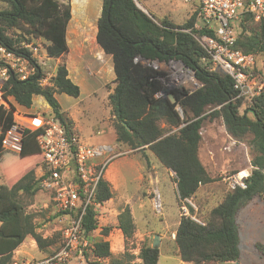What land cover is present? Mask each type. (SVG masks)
I'll use <instances>...</instances> for the list:
<instances>
[{"label": "trees", "instance_id": "obj_1", "mask_svg": "<svg viewBox=\"0 0 264 264\" xmlns=\"http://www.w3.org/2000/svg\"><path fill=\"white\" fill-rule=\"evenodd\" d=\"M70 1L0 0L4 6L0 10V45L21 50L23 42L42 39L50 59L64 57L68 52L66 33L72 17ZM102 1L97 39L114 61L116 88L109 96V105L116 142L131 151H151L164 168L175 173L179 203L191 198L197 202V216L202 224L182 217L176 230L174 243L183 263L238 262L241 257L238 215L255 198L264 199V88L255 99H237L232 79L221 70H209L207 53L185 32L193 30L198 22L200 3L184 24H177L168 17L150 16L137 6L139 0ZM239 31L237 45L244 52L257 56L258 66L253 73L258 77L260 74L263 80L259 79L264 83V74L262 76L259 68L260 57L264 55V21H256L251 13L245 12L240 17ZM197 33L214 36L207 30ZM138 57L150 62H182L196 72L204 86L193 94L167 89L160 82L161 74L152 67L136 63ZM40 69L44 76L45 70ZM46 71L52 72L49 85H42L38 75L26 81L13 76L5 86V96L27 109L32 107L35 96H41L51 108L48 116L60 123L66 136H78L74 121L62 110L56 96L66 94L77 98L80 88L68 77L65 64L57 65L54 71L51 68ZM14 124L15 110H0V127L7 130ZM213 124L224 126L232 140L249 147L251 170L246 188L224 191L221 201L209 207L215 197L209 189L215 187L220 191L223 179L222 175L210 172L200 158L203 130ZM39 133L40 130L28 129L23 132L21 153L6 150L0 134V164L5 166L6 155L23 162L19 172H11L6 183L0 185V264H13L14 252L29 237L41 250L62 245V240L57 239L61 234L44 238L33 216L26 211L25 200L35 197L40 190V178L33 166L39 162L37 169L44 167L37 142ZM36 156L40 159L28 161ZM112 197L111 184L102 176L94 205L87 208L83 217V229L89 238L99 229L96 205H103ZM191 211L194 214V210ZM118 228L126 242L133 238L136 224L129 207L119 215ZM102 231L103 238L96 240L89 252L93 258L91 264L107 260L109 264H158L160 249L150 245L141 248L140 263H136L135 256L129 252L115 258L110 241L104 238L110 235L111 228L105 227ZM255 248L264 258V243L257 242Z\"/></svg>", "mask_w": 264, "mask_h": 264}, {"label": "built area", "instance_id": "obj_2", "mask_svg": "<svg viewBox=\"0 0 264 264\" xmlns=\"http://www.w3.org/2000/svg\"><path fill=\"white\" fill-rule=\"evenodd\" d=\"M199 1L198 20L201 24L197 22L193 30L185 32L191 34L207 53L209 70H221L232 79L237 99H255L264 88V83L253 73L258 66V58L240 49L237 41L243 13L249 12L256 21H264V0ZM203 30L213 32L214 36L197 33ZM46 48L42 39L23 42L21 50L0 45V110H15V124L7 130L0 127V134L3 135L6 150L21 153L24 148L23 132L26 129L40 130L37 142L44 159V167L39 173L40 188L48 193L54 209L69 218V224L63 232L62 245L56 252L39 260H18L13 264H70L74 260H79L77 264H84L85 254L94 248V241L85 235L83 217L87 208L94 205L97 185L104 169L111 159L122 153L112 154L113 148L109 145L86 144L79 136L68 138L65 129L53 117L23 114L13 98L5 96V86L13 76L26 81L38 75L42 85H49L52 72L46 70L50 68L51 59ZM135 62L159 72L160 82L167 89H181L193 94L204 86L196 72L182 62H150L140 57ZM40 68L45 70L44 76ZM178 111L183 116V112ZM172 173L176 180L175 173ZM248 175L249 172L244 171L226 176L223 181L231 190L244 189ZM155 209L161 213L162 205L157 203ZM196 210L192 198L182 202V217H190L202 224L196 217Z\"/></svg>", "mask_w": 264, "mask_h": 264}, {"label": "crops", "instance_id": "obj_3", "mask_svg": "<svg viewBox=\"0 0 264 264\" xmlns=\"http://www.w3.org/2000/svg\"><path fill=\"white\" fill-rule=\"evenodd\" d=\"M188 1L190 0H186L187 3ZM70 5L72 17L66 33L68 52L60 59H51L49 66L54 71L57 65L65 64L68 77L80 88V96L77 98L66 94H59L56 97L62 110L67 112L74 121L77 135L81 141L84 132L88 131L91 135L94 134L99 140L103 141L89 145L105 144L113 148L112 154L125 153L126 157H120V155L111 159L103 172V178L111 184L113 193L112 199L107 202L108 223L116 225L114 230L119 233L115 235L111 231L108 240L111 242V239L116 236L114 240L118 244L120 238L124 240V235L118 228V217L121 212L129 207L135 219V212L138 209L143 212L147 206L142 198L135 199L139 191L143 189V194L148 196L153 191L156 200L160 198L157 203L162 205V211L164 212L169 206V198L172 193L178 208L177 186L175 183L174 187V183L169 178L168 173L170 170L164 168L151 151L146 150L145 153L140 152L137 155L130 156L129 154L132 151L116 142L111 107L108 105L109 96L116 88L114 61L112 55L104 51L97 39L98 21L102 15L103 1L71 0ZM3 8L4 6L1 3L0 10ZM142 10L149 14L144 7H142ZM149 15L151 16V14ZM166 17L178 24L172 14L160 19ZM199 23L201 24V22ZM17 109L26 115L44 114L48 116L51 113L50 106L41 96L34 97L31 108L27 109L17 105ZM93 121L101 123V127L90 132ZM215 125L220 124H213L203 130L204 146L200 151L202 163L214 175L232 170H237L236 174L244 171L249 172L251 170L250 159L248 160L249 166L242 171L246 164L243 154L244 145L232 141L224 126L216 127ZM105 140L110 143H105ZM247 155L248 151L246 150ZM155 159H157V162ZM98 162H102V160ZM39 173L40 169L37 175ZM209 190L212 195H215L216 192L217 194L220 193V191H216L217 188L215 187H211ZM192 200L195 201L193 198ZM195 212H198V207ZM180 220H178V226ZM20 252V250L14 252L13 258L15 260V255Z\"/></svg>", "mask_w": 264, "mask_h": 264}, {"label": "rangeland", "instance_id": "obj_4", "mask_svg": "<svg viewBox=\"0 0 264 264\" xmlns=\"http://www.w3.org/2000/svg\"><path fill=\"white\" fill-rule=\"evenodd\" d=\"M136 1L141 7H144L149 14L153 15L155 18L160 19L164 16L171 15L172 17L178 21V24H184L187 17H191L198 9V0H190L188 3L186 0H139ZM1 4V3H0ZM192 8V11H191ZM177 10V11H176ZM191 12V13H190ZM190 13V15H189ZM188 18V19H189ZM187 19V20H188ZM182 64L180 62H177ZM259 68L261 69L262 76L264 74V55L260 57L259 60ZM167 73V72H166ZM259 78L263 80L261 75L259 74ZM173 90V89H172ZM185 91V90H184ZM109 105V104H108ZM92 130L96 131L101 127V123L94 122L92 123ZM220 126V125H215ZM234 141V140H232ZM82 142L86 144H96L103 142L99 140L97 136L94 134H90L88 131H85L82 136ZM237 143L236 141H234ZM105 143H110L108 140H105ZM238 144V143H237ZM243 154L246 160L245 166L242 168V171L245 170L249 166V147L246 144H243ZM246 148V149H245ZM246 150L248 151V155L246 156ZM245 151V152H244ZM139 151H132L129 155L132 156L134 154H139ZM120 157H126L125 154L122 153ZM4 161V165L0 164V185L6 183V178L9 177L11 172H19L20 166H22L23 162L19 160H15L12 156L6 155ZM39 156L33 157L28 161H37L39 160ZM157 162V159H155ZM39 163V162H38ZM38 163L34 164L33 168L36 171V175L38 173ZM29 171V170H28ZM27 171V172H28ZM237 170L228 171L225 173H219L224 177L233 176L236 174ZM169 178L174 183L175 187V177L173 173L169 171ZM39 176V175H38ZM20 178V177H19ZM18 178V179H19ZM17 179V180H18ZM16 180V181H17ZM172 183V184H173ZM13 184V183H12ZM220 193H215V197L212 198L209 207L215 206L217 203L221 201V195L224 194V191L231 190L229 189L227 183L220 181ZM221 194V195H220ZM142 198L147 206L143 212H140L138 209L135 212L136 221V231L130 240L127 242L122 238H120V242L117 244L114 239H111V252L115 256V258H121L125 252H129L130 254L135 256V262L140 263L141 260L138 258L140 254V250L144 245H150L153 247L154 240L158 237L159 240V249H160V259L158 264H187L183 263L177 253V248L175 246L174 240L176 237V229L178 227V220L182 218L181 206L182 203H179L178 199V208L174 199L173 193L169 198V206L164 212L158 213L155 209V205L157 204V200L160 198H155V194L151 191V195L143 194V189L139 191L136 195V198ZM174 200V201H173ZM26 202V211L28 214L32 215L34 218V223L38 226V232H40L44 238H54L57 237L58 234H61V237H57L59 242L63 239V232L67 228L69 224V218L61 213H58L52 204L51 198L48 193L43 191L41 188L33 198H28L25 200ZM196 206H199L196 201ZM99 212V229L91 236L90 238L95 242L96 240L103 238V228L110 227L111 231L116 235L117 233L114 228L116 225L108 223V204L105 203L100 205L98 208ZM198 220H200L197 216ZM238 224L240 228V252L241 257L240 260L236 263L229 264H264V258L259 254V252L255 248V244L257 242L264 243V199L255 198L250 204H248L245 208H243L238 215ZM201 221V220H200ZM108 237H104L108 240ZM59 245V244H58ZM58 245L54 246L47 250H41L38 248L36 241L29 237L27 240L20 246L18 250L21 252L18 255H15L16 260L13 258V261H22V260H32V259H42L48 255H51L55 251L58 250ZM88 251L85 254V263L91 264L93 258L89 255ZM88 254V255H87ZM14 257V255H13ZM79 260H74L70 264H77ZM103 262V261H100ZM102 264H109L108 260L103 262Z\"/></svg>", "mask_w": 264, "mask_h": 264}, {"label": "water", "instance_id": "obj_5", "mask_svg": "<svg viewBox=\"0 0 264 264\" xmlns=\"http://www.w3.org/2000/svg\"><path fill=\"white\" fill-rule=\"evenodd\" d=\"M137 6L142 9V7L137 3ZM124 125L127 127V125L124 123ZM128 128V127H127ZM129 129V128H128ZM159 247V240L158 237L155 238L153 248H158Z\"/></svg>", "mask_w": 264, "mask_h": 264}]
</instances>
